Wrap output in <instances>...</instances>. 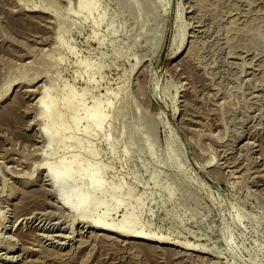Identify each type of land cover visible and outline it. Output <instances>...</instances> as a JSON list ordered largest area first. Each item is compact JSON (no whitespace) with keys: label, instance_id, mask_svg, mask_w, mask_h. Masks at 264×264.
<instances>
[{"label":"rangeland","instance_id":"rangeland-1","mask_svg":"<svg viewBox=\"0 0 264 264\" xmlns=\"http://www.w3.org/2000/svg\"><path fill=\"white\" fill-rule=\"evenodd\" d=\"M93 1L0 0V264H264V0Z\"/></svg>","mask_w":264,"mask_h":264},{"label":"bare ground","instance_id":"bare-ground-1","mask_svg":"<svg viewBox=\"0 0 264 264\" xmlns=\"http://www.w3.org/2000/svg\"><path fill=\"white\" fill-rule=\"evenodd\" d=\"M79 7L80 8H86L91 9L95 6V3L93 0H78ZM158 50V49H157ZM72 95H67L63 98L64 104H71L72 103ZM44 97H39L38 100L42 103L43 110L45 112L48 111L51 104L48 101H44ZM53 98L50 97L49 101H52ZM75 108V107H74ZM98 108L97 105H95L90 112H86L85 115L89 119L94 122L95 126H98L101 122L100 113L97 112ZM63 116L62 113H56V117ZM81 116L74 112L71 115L72 120L80 119ZM59 125L61 127H65V123L60 120ZM74 162V163H73ZM79 162L76 161L73 158L64 159L62 161L61 165H57L55 162L48 163L45 166V173L46 175L53 181L55 188L59 192V201L63 204L70 205L75 207L80 214H83L87 209L88 205L86 203L87 200L91 199L92 192H84L81 193L83 184L87 185H94V189L98 188L101 179L99 178V169H96L94 172H89L86 174V181H81V183L73 184L72 186L69 185L70 182L73 183L74 180L78 178L80 175V166L78 164ZM207 170V169H206ZM211 173V172H210ZM213 174V173H212ZM213 176V175H212ZM218 180V179H217ZM105 215L99 216L97 219L93 221L95 224H102L103 226L113 228L112 226H116L119 228H122V230H126V234L128 236H132L135 238H144L145 236L141 232V230H131L132 224L130 222V219H123L118 224H105L101 223Z\"/></svg>","mask_w":264,"mask_h":264}]
</instances>
